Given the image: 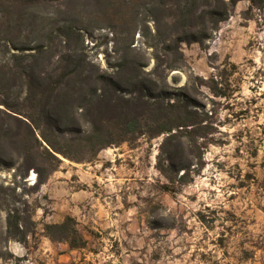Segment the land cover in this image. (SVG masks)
I'll list each match as a JSON object with an SVG mask.
<instances>
[{
	"label": "trees",
	"instance_id": "16d2710c",
	"mask_svg": "<svg viewBox=\"0 0 264 264\" xmlns=\"http://www.w3.org/2000/svg\"><path fill=\"white\" fill-rule=\"evenodd\" d=\"M238 1L0 0V171L13 170L9 183L0 179V257L7 240H26L28 198L62 158L90 162L103 148L161 136V190L175 192L199 173L201 155L187 151L203 142L206 121L185 92L191 75L175 85L171 74L187 67L182 44L203 46ZM248 1V10L264 6ZM103 28L113 42L110 71L82 46ZM30 170L36 179L26 184ZM77 225L66 214L44 232L77 249L87 243Z\"/></svg>",
	"mask_w": 264,
	"mask_h": 264
},
{
	"label": "rangeland",
	"instance_id": "374dc122",
	"mask_svg": "<svg viewBox=\"0 0 264 264\" xmlns=\"http://www.w3.org/2000/svg\"><path fill=\"white\" fill-rule=\"evenodd\" d=\"M249 5L239 0L203 46L183 43L187 67L171 74L175 85L191 75L185 92L206 121L203 142L187 151L201 155L199 173L175 192L161 190V136L103 148L90 162L62 158L51 183L28 198L26 240H7L0 264H264V6ZM82 46L111 70L109 29L85 34ZM12 173L1 170L0 179L9 183ZM35 179L30 170L26 184ZM66 214L84 247L45 235L44 224Z\"/></svg>",
	"mask_w": 264,
	"mask_h": 264
},
{
	"label": "crops",
	"instance_id": "0c3cea01",
	"mask_svg": "<svg viewBox=\"0 0 264 264\" xmlns=\"http://www.w3.org/2000/svg\"><path fill=\"white\" fill-rule=\"evenodd\" d=\"M54 174H52L51 176H53ZM49 177L48 178V180L43 184V187L45 186V185H49V183H51V181H52V177Z\"/></svg>",
	"mask_w": 264,
	"mask_h": 264
},
{
	"label": "bare ground",
	"instance_id": "6f19581e",
	"mask_svg": "<svg viewBox=\"0 0 264 264\" xmlns=\"http://www.w3.org/2000/svg\"><path fill=\"white\" fill-rule=\"evenodd\" d=\"M30 176H31L30 178H34V173H31Z\"/></svg>",
	"mask_w": 264,
	"mask_h": 264
}]
</instances>
